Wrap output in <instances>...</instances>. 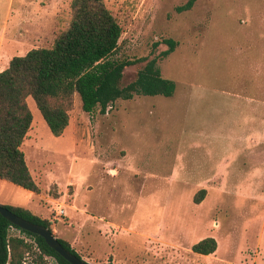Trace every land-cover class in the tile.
I'll use <instances>...</instances> for the list:
<instances>
[{
	"label": "rangeland",
	"instance_id": "rangeland-1",
	"mask_svg": "<svg viewBox=\"0 0 264 264\" xmlns=\"http://www.w3.org/2000/svg\"><path fill=\"white\" fill-rule=\"evenodd\" d=\"M188 1L105 0L123 30L114 58L139 60L121 86L157 59L172 97L134 95L88 114L76 96L61 137L27 98L22 150L40 193L0 179V205L42 214L89 264H264V0H197L178 12ZM71 3L0 0V72L52 47ZM167 41L177 45L163 58ZM208 237L217 250L194 253Z\"/></svg>",
	"mask_w": 264,
	"mask_h": 264
},
{
	"label": "trees",
	"instance_id": "trees-1",
	"mask_svg": "<svg viewBox=\"0 0 264 264\" xmlns=\"http://www.w3.org/2000/svg\"><path fill=\"white\" fill-rule=\"evenodd\" d=\"M197 0H189L177 7L178 12L190 10ZM72 19L69 27L57 37L50 48H35L26 55L15 56L0 72V179L39 194L40 188L28 167L22 145L33 122L27 98L32 97L51 133L61 137L70 124V112L75 97L81 99L82 110L92 114L100 108L105 114L119 99L129 100L134 95L172 97L176 83L164 78L158 60H146L137 78L121 86L124 72L139 60L114 58L123 34L117 18L105 0H72ZM170 48L177 43L167 41ZM206 190L195 197L199 204ZM19 217L52 231L51 222L23 207L4 206ZM12 228L33 238L42 253L56 258L58 264H70L44 239L11 224L0 215V264H23L34 246L25 239L11 235ZM53 232V231H52ZM72 254L82 259L69 242L59 239ZM215 238H205L192 247L199 255H210L217 250ZM40 264L42 256L38 255ZM109 264H112L109 262Z\"/></svg>",
	"mask_w": 264,
	"mask_h": 264
},
{
	"label": "water",
	"instance_id": "water-1",
	"mask_svg": "<svg viewBox=\"0 0 264 264\" xmlns=\"http://www.w3.org/2000/svg\"><path fill=\"white\" fill-rule=\"evenodd\" d=\"M0 215L6 220H8L14 226H17L22 230H25L27 232L42 237L50 248H52L56 253H58L62 258H64L70 264H89L84 260L75 256L74 254H72L65 247H63L59 239L53 234V232L49 228L31 223L19 217L18 215L11 212L8 208L1 205H0Z\"/></svg>",
	"mask_w": 264,
	"mask_h": 264
},
{
	"label": "built area",
	"instance_id": "built-area-1",
	"mask_svg": "<svg viewBox=\"0 0 264 264\" xmlns=\"http://www.w3.org/2000/svg\"><path fill=\"white\" fill-rule=\"evenodd\" d=\"M59 213H60L61 215H64V211H63V210H60ZM19 232H20V231H19ZM20 233H21V232H20ZM18 236L21 237V238H23V239H25L27 242L32 243V244L35 246V248H33V251H35V250L37 251L36 260H35V262H34L35 264H40V261L38 260V255H39V256H42V258H43V264H47V263L49 262V260L51 261V259L55 260L56 264H58V262H57V260H56L55 257H53V256H49V255H46V254L42 253V251L38 248V246H37V244L35 243V241L33 242V241L29 240V239L26 238L24 235H22V233L19 234ZM30 256H31V252L27 253L26 256H25V258H24V260H23V263H24L25 259L29 258ZM47 261H48V262H47ZM34 263H33V264H34Z\"/></svg>",
	"mask_w": 264,
	"mask_h": 264
},
{
	"label": "crops",
	"instance_id": "crops-1",
	"mask_svg": "<svg viewBox=\"0 0 264 264\" xmlns=\"http://www.w3.org/2000/svg\"><path fill=\"white\" fill-rule=\"evenodd\" d=\"M66 132V131H65ZM23 208H25V209H28V210H30V211H32L34 214H36V215H42V214H39L38 212H36V211H34L33 209H31V208H26V207H23ZM54 230V232L55 233H57V230L56 229H53Z\"/></svg>",
	"mask_w": 264,
	"mask_h": 264
}]
</instances>
